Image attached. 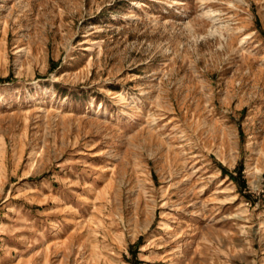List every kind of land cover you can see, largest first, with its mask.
I'll return each mask as SVG.
<instances>
[{
    "label": "rangeland",
    "instance_id": "374dc122",
    "mask_svg": "<svg viewBox=\"0 0 264 264\" xmlns=\"http://www.w3.org/2000/svg\"><path fill=\"white\" fill-rule=\"evenodd\" d=\"M0 264H264V0H0Z\"/></svg>",
    "mask_w": 264,
    "mask_h": 264
}]
</instances>
